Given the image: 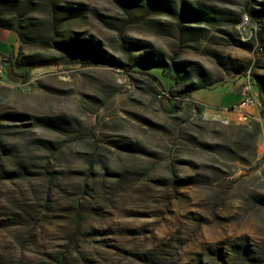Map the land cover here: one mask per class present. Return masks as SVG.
<instances>
[{
    "label": "rangeland",
    "instance_id": "obj_1",
    "mask_svg": "<svg viewBox=\"0 0 264 264\" xmlns=\"http://www.w3.org/2000/svg\"><path fill=\"white\" fill-rule=\"evenodd\" d=\"M0 15L22 65L162 59L171 97L217 81L168 112L148 75L62 63L23 80L4 58L0 264H264L260 113L229 109L250 74L264 102V0H0Z\"/></svg>",
    "mask_w": 264,
    "mask_h": 264
},
{
    "label": "trees",
    "instance_id": "obj_2",
    "mask_svg": "<svg viewBox=\"0 0 264 264\" xmlns=\"http://www.w3.org/2000/svg\"><path fill=\"white\" fill-rule=\"evenodd\" d=\"M249 13L252 16L256 15L254 10H250ZM0 24L6 28L12 29L15 32H17L20 40L22 34L20 28L12 25V23H10L9 21H5L2 15H0ZM261 24L264 25V21L261 22ZM0 54L5 56L9 60L12 72L17 76L21 77L23 80H27L30 72L38 66L62 64V63L84 64V65H98L105 63L112 67L122 68L130 72H138L144 75L151 76L158 82V84L161 85V87L163 86L164 82L166 83L165 87L163 86L164 87L163 90L165 93V96L163 98H164V108L168 112H176L177 108L186 98L192 97L194 91L206 89V88H212L217 83V81H211V82L201 81L196 85L187 86L181 92H179L178 95H176L175 97H171L170 93L173 87L178 82L179 69L174 65L165 63V61L162 59L160 60L157 59L153 61L148 57H143V59H139L134 64L129 65V64L121 63L120 61L115 60L111 57L103 56V55H78L74 53H66L61 55L60 57L51 58L41 63H36V64L27 63L25 65H22L19 62V58L22 54L20 51V46L18 51L15 49L9 52H0ZM23 66H25V68L24 70H21ZM253 83L257 89L263 91V85L259 79V75L257 74L253 75ZM261 116L264 118V102H262Z\"/></svg>",
    "mask_w": 264,
    "mask_h": 264
},
{
    "label": "built area",
    "instance_id": "obj_3",
    "mask_svg": "<svg viewBox=\"0 0 264 264\" xmlns=\"http://www.w3.org/2000/svg\"><path fill=\"white\" fill-rule=\"evenodd\" d=\"M257 29H258V25L255 23H253L252 25H244V19L242 18L239 25L240 37L243 40H250L255 35ZM4 58L6 59L5 56H2L0 54V76H2L5 71L2 61ZM241 94H242V99L240 103L229 109L238 110L242 113L247 108L258 110V112L260 113L259 122L262 126L263 135H264V118L261 116L262 103L259 101L257 93L254 88L253 75L245 76V79L242 83Z\"/></svg>",
    "mask_w": 264,
    "mask_h": 264
},
{
    "label": "crops",
    "instance_id": "obj_4",
    "mask_svg": "<svg viewBox=\"0 0 264 264\" xmlns=\"http://www.w3.org/2000/svg\"><path fill=\"white\" fill-rule=\"evenodd\" d=\"M9 33H10V34L15 33V31H11V30H9ZM15 34H17V33H15ZM17 36H18V35H17ZM241 85H242V84L240 83V84H238V85L236 86L237 90H238V88H239Z\"/></svg>",
    "mask_w": 264,
    "mask_h": 264
},
{
    "label": "water",
    "instance_id": "obj_5",
    "mask_svg": "<svg viewBox=\"0 0 264 264\" xmlns=\"http://www.w3.org/2000/svg\"><path fill=\"white\" fill-rule=\"evenodd\" d=\"M241 89H242V85L238 88V90L237 91H241Z\"/></svg>",
    "mask_w": 264,
    "mask_h": 264
}]
</instances>
